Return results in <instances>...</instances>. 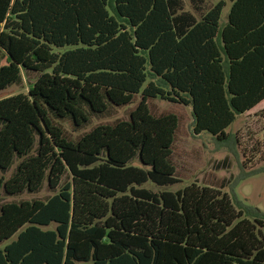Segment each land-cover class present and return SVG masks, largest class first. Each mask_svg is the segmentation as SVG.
<instances>
[{"label":"trees","instance_id":"16d2710c","mask_svg":"<svg viewBox=\"0 0 264 264\" xmlns=\"http://www.w3.org/2000/svg\"><path fill=\"white\" fill-rule=\"evenodd\" d=\"M227 1L220 24L223 1L0 0V92L38 75L0 99V192H52L0 205V264H264L258 209L212 187H143L181 182L180 118L149 101L245 157L226 130L264 102V0ZM131 103L74 139L62 128ZM244 165L236 182L264 173Z\"/></svg>","mask_w":264,"mask_h":264},{"label":"rangeland","instance_id":"374dc122","mask_svg":"<svg viewBox=\"0 0 264 264\" xmlns=\"http://www.w3.org/2000/svg\"><path fill=\"white\" fill-rule=\"evenodd\" d=\"M220 1L225 2L219 21L220 24H223L226 22L229 12V2L227 0H206V3L209 7ZM37 76L34 73H22V85L12 86L0 92V99L19 94L26 95ZM134 104L131 103L124 108L115 109L108 115L92 118L89 125L79 132H71L68 123H64L62 128L69 138L74 139L97 125L113 124L118 120H126ZM148 106L155 116L173 112L180 118L181 126L174 144L173 161L176 166L177 177L181 182L169 188H157L151 184L144 185V188L152 192L163 190L175 192L191 184L199 187H212L220 189L221 193H225L229 198L234 194L244 205L264 213V173L236 182L242 176L241 163L245 164L243 168L246 172L255 169L264 170V114H261L264 102L252 111L237 117L226 130L230 135H236L245 151V157L241 154L242 150H239L240 154H234L230 145H218L206 134L194 136L191 132V116L188 109L173 107L159 100L149 101ZM246 159H250V164H246ZM133 165H137V163L134 162ZM8 176L9 173L5 174L4 178ZM50 196H52V192H48L46 189L37 194H23L16 197H3L0 192V205L10 201L44 200ZM9 242L0 244V247Z\"/></svg>","mask_w":264,"mask_h":264}]
</instances>
